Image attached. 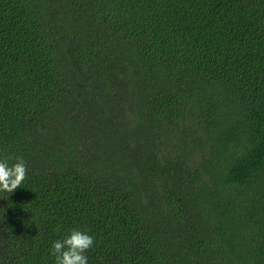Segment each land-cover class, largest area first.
I'll list each match as a JSON object with an SVG mask.
<instances>
[{"label":"trees","instance_id":"trees-1","mask_svg":"<svg viewBox=\"0 0 264 264\" xmlns=\"http://www.w3.org/2000/svg\"><path fill=\"white\" fill-rule=\"evenodd\" d=\"M0 264H264V0H0Z\"/></svg>","mask_w":264,"mask_h":264},{"label":"clouds","instance_id":"clouds-1","mask_svg":"<svg viewBox=\"0 0 264 264\" xmlns=\"http://www.w3.org/2000/svg\"><path fill=\"white\" fill-rule=\"evenodd\" d=\"M27 168L22 158L10 164L0 158V193H13L26 179ZM94 245V236L86 230L73 229L62 240L51 245L55 264H88L85 253Z\"/></svg>","mask_w":264,"mask_h":264}]
</instances>
